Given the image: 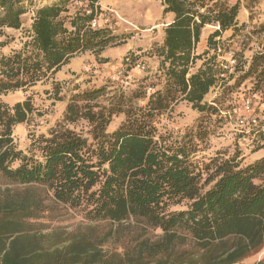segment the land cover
Segmentation results:
<instances>
[{
  "label": "trees",
  "instance_id": "1",
  "mask_svg": "<svg viewBox=\"0 0 264 264\" xmlns=\"http://www.w3.org/2000/svg\"><path fill=\"white\" fill-rule=\"evenodd\" d=\"M42 1L47 3L35 6L28 39L8 54L0 51V186L25 187L0 194V264H245L259 254L264 249V156L245 165L237 156L199 157L209 122L193 132H159L180 100L207 119L219 114L204 99L221 80L219 55L235 50L218 52L215 38L237 26L239 3L163 0L164 13L174 17L156 50L164 86L123 92L110 104L99 101L105 87L77 92L66 105L64 121H86V133L59 125L49 136L33 139L29 153L19 148L14 131L36 110L32 97L10 105L2 95L52 80V95L59 99L55 75L75 55L90 50L98 57L122 42L100 22L92 25L99 0H81L74 9V0ZM30 3L36 2L0 0V48L10 42L1 40L5 29L22 28ZM206 25L218 26L207 39L214 53L192 72L206 53H196ZM138 62L146 65L137 59L127 67ZM252 75L255 89L264 90L263 51L253 55L237 80ZM125 76L131 82L127 88L133 87L128 70L121 83ZM250 112L236 117L247 119L254 115ZM119 114L124 120L110 129ZM41 189L57 209L81 214V221L69 231L41 233L42 211L49 212L51 222L60 217L42 196L32 195ZM252 264H264V257Z\"/></svg>",
  "mask_w": 264,
  "mask_h": 264
},
{
  "label": "rangeland",
  "instance_id": "2",
  "mask_svg": "<svg viewBox=\"0 0 264 264\" xmlns=\"http://www.w3.org/2000/svg\"><path fill=\"white\" fill-rule=\"evenodd\" d=\"M74 0L70 9L78 7L81 0ZM233 3L238 2L240 9L237 16V26L222 33L215 41H218L222 47L221 53L232 47L237 52L239 65L236 74L232 78L218 80L205 96L204 102L213 105L219 110V114L207 119V115L193 109L187 101L180 100L173 105L167 113L165 120L159 127V132L170 133L178 130L194 131L198 126H204L209 122V132L201 142V151L198 153L201 158L219 156L220 158H229L237 156L243 165L252 163L264 156V90L255 89L254 75L248 77L243 82H238L239 75H242L243 69L247 68L253 55L257 52H264V0H230ZM30 3L26 14L22 15L23 26L21 29H5L7 36L1 40L9 39L8 45L1 47L2 53L8 54L14 49L22 46L28 39V32L31 29L32 12L35 6L45 4ZM163 0H132L131 4L124 5L123 2L117 4L118 14H114L110 9L101 10L97 17L100 24L108 27L113 35H116L119 44L107 46L97 57L90 50L83 51L75 55L68 64L55 75V79L60 83L61 93L59 99L52 95V80H45L37 83L28 90H16L2 95V99L8 104L13 105L16 102L25 100L28 96L32 97L36 110L31 114L28 122L19 124L15 127L14 140L25 152L30 151V143L33 139L42 135L49 134L59 125L68 126L78 132L86 133L88 124L84 120L77 123H68L64 121L66 105L70 97L85 89L105 87V94L99 99L103 103L110 104L111 97L119 96L121 93H131L134 89L143 88L152 84L157 88H162L165 83L163 70L160 66V56L157 55V48L163 44V29L165 24L172 18V13H164ZM212 4V2L210 3ZM1 12V9H0ZM106 13V15H103ZM102 14V15H101ZM149 14V15H148ZM150 17H148V16ZM158 25V26H157ZM214 25H206L205 32L214 31ZM8 37V38H7ZM201 44L199 52L206 53L201 59H197L192 72L198 70L201 64L206 61L214 52L212 47H204ZM129 57V62L126 58ZM143 59L146 63V70L131 69L127 64L131 60ZM128 70L136 83L131 88H125L118 71ZM240 79V78H239ZM246 97V98H245ZM253 101L252 113L258 116L257 125L241 133L235 126V120L240 113H247L245 110V101ZM237 111V112H235ZM206 113V112H205ZM221 117V118H220ZM203 118H206L204 121ZM124 120V115L119 114L113 117L109 126L110 129H116ZM172 129V130H171ZM30 153V152H29ZM23 186H0V194L9 192H23ZM33 196H42V200L47 208L54 210L60 215L59 218L51 222L48 220V211L44 216L37 219L40 227L39 231L50 235L52 231H63L73 229L81 221V214L68 211L65 208L54 206L44 191L34 190ZM51 211V210H49ZM46 215V217H45ZM43 225H42V224ZM60 227H63L59 230ZM264 257V249L257 255L244 261L245 264H252Z\"/></svg>",
  "mask_w": 264,
  "mask_h": 264
},
{
  "label": "built area",
  "instance_id": "3",
  "mask_svg": "<svg viewBox=\"0 0 264 264\" xmlns=\"http://www.w3.org/2000/svg\"><path fill=\"white\" fill-rule=\"evenodd\" d=\"M26 1H31V2H36V3H40L41 0H26ZM26 14V13H25ZM34 15V13L32 12V16ZM102 15V14H101ZM103 15H106V13H103ZM92 25L94 27H97L99 25V20L98 17L94 18L92 21ZM218 52H221V47H218ZM219 73L218 76L221 80H225L228 79L229 75L231 73H233L235 71V68L237 67L238 64V58H237V53L235 50L233 49H229L227 54L225 56H220L219 55ZM127 61H129L130 59L127 58ZM135 69H139V70H146V65L144 63H137V65L135 66ZM123 74V71L120 70L118 71V78ZM122 85L127 88L131 86V82L129 80V78H127L125 76ZM251 100L247 99L245 101V110H247V112L251 111ZM237 112V111H235ZM258 122V117L251 115L249 117L246 118H240L238 117L235 120V126L238 128L239 132L243 133L249 129H251L252 127L256 126Z\"/></svg>",
  "mask_w": 264,
  "mask_h": 264
},
{
  "label": "crops",
  "instance_id": "4",
  "mask_svg": "<svg viewBox=\"0 0 264 264\" xmlns=\"http://www.w3.org/2000/svg\"><path fill=\"white\" fill-rule=\"evenodd\" d=\"M121 2H123L124 5H129V4H131L132 0H99L98 3H99V6H100V9L101 10H104V9L107 8V9H110L112 12H114V14H116L118 12V9L116 8L117 7L116 5L119 4V3H121ZM148 17H150V16H148ZM173 18L174 17H173V14H172V18H171V20L169 22H171L173 20ZM169 22H167V24ZM167 24H165V27H166ZM215 28H217V27H215ZM212 32L213 31H210V32L206 33L205 32V28L203 29L202 34H201L200 42L197 44V47H196V51L197 52H199V47H200L201 44H205L204 47L207 48V39H208V36ZM163 36H164V29H163Z\"/></svg>",
  "mask_w": 264,
  "mask_h": 264
}]
</instances>
